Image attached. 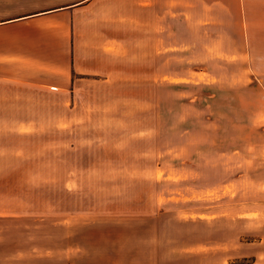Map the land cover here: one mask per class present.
<instances>
[{
  "label": "rangeland",
  "instance_id": "1",
  "mask_svg": "<svg viewBox=\"0 0 264 264\" xmlns=\"http://www.w3.org/2000/svg\"><path fill=\"white\" fill-rule=\"evenodd\" d=\"M141 73L81 82L62 129L0 136V264H264L263 96ZM56 99L31 117L64 119Z\"/></svg>",
  "mask_w": 264,
  "mask_h": 264
},
{
  "label": "crops",
  "instance_id": "2",
  "mask_svg": "<svg viewBox=\"0 0 264 264\" xmlns=\"http://www.w3.org/2000/svg\"><path fill=\"white\" fill-rule=\"evenodd\" d=\"M137 1L147 16L139 21L133 0H0V136L66 127L76 86L88 79L130 78L137 65L142 78L162 83L250 82L264 100V0H238L235 7L227 0ZM183 50L190 51L183 65L160 60ZM197 62L204 66L191 67ZM54 97L64 119L31 117L52 111ZM11 112L20 114L11 118ZM258 131L264 132V121ZM13 251L21 257V249Z\"/></svg>",
  "mask_w": 264,
  "mask_h": 264
}]
</instances>
